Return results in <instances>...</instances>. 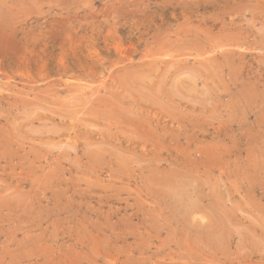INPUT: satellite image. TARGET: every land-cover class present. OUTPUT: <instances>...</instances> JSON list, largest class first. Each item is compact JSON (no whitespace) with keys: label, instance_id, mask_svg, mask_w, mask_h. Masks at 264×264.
Returning a JSON list of instances; mask_svg holds the SVG:
<instances>
[{"label":"rangeland","instance_id":"obj_1","mask_svg":"<svg viewBox=\"0 0 264 264\" xmlns=\"http://www.w3.org/2000/svg\"><path fill=\"white\" fill-rule=\"evenodd\" d=\"M0 264H264V0H0Z\"/></svg>","mask_w":264,"mask_h":264},{"label":"bare ground","instance_id":"obj_2","mask_svg":"<svg viewBox=\"0 0 264 264\" xmlns=\"http://www.w3.org/2000/svg\"><path fill=\"white\" fill-rule=\"evenodd\" d=\"M63 84H64V82H63ZM65 85V84H64ZM67 85H69V81H68V83H67ZM66 86V85H65ZM70 87V86H69Z\"/></svg>","mask_w":264,"mask_h":264}]
</instances>
